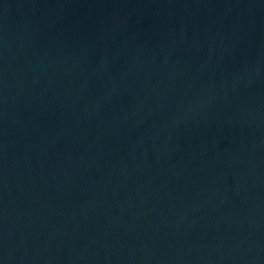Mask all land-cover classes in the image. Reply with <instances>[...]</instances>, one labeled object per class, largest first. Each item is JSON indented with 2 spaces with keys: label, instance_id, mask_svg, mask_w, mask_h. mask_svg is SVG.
Returning <instances> with one entry per match:
<instances>
[{
  "label": "water",
  "instance_id": "1",
  "mask_svg": "<svg viewBox=\"0 0 264 264\" xmlns=\"http://www.w3.org/2000/svg\"><path fill=\"white\" fill-rule=\"evenodd\" d=\"M0 264H264V0H0Z\"/></svg>",
  "mask_w": 264,
  "mask_h": 264
}]
</instances>
